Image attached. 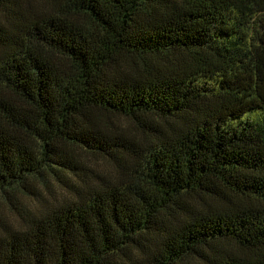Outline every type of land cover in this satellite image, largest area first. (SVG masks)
<instances>
[{
    "label": "trees",
    "instance_id": "1",
    "mask_svg": "<svg viewBox=\"0 0 264 264\" xmlns=\"http://www.w3.org/2000/svg\"><path fill=\"white\" fill-rule=\"evenodd\" d=\"M0 209V264H264V0H0Z\"/></svg>",
    "mask_w": 264,
    "mask_h": 264
},
{
    "label": "rangeland",
    "instance_id": "2",
    "mask_svg": "<svg viewBox=\"0 0 264 264\" xmlns=\"http://www.w3.org/2000/svg\"><path fill=\"white\" fill-rule=\"evenodd\" d=\"M106 121L109 123H112L113 125H117V126L123 128L124 130L126 129L128 132L132 133V131L130 130L131 127L129 125V122H127V121H124V120H121L118 118H109V119H106ZM76 158H77L76 160L79 163L78 167L80 168L77 171V173L84 176V177H90L89 172H92V173L94 172L96 174L102 175V174H105V173H108L111 171V169H108V167L94 163V161L90 157L85 156L81 153L77 154ZM45 199L50 200V198H48V196H46ZM41 203H43V202H41ZM0 216L4 219L6 217H8L9 222L14 224V222L10 219V216H8V214L4 210L0 209Z\"/></svg>",
    "mask_w": 264,
    "mask_h": 264
}]
</instances>
